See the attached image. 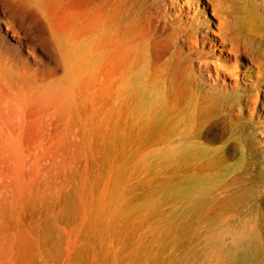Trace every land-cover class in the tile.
I'll return each mask as SVG.
<instances>
[{
	"label": "rangeland",
	"instance_id": "obj_1",
	"mask_svg": "<svg viewBox=\"0 0 264 264\" xmlns=\"http://www.w3.org/2000/svg\"><path fill=\"white\" fill-rule=\"evenodd\" d=\"M210 8L189 5L212 32ZM0 38L9 78L0 75V264H256L246 257L261 248L264 204L235 210L252 186L232 190L241 156L216 154L227 133L189 138L188 113L172 98L120 95L118 44H109L107 58L73 62L68 75L58 70L48 82L50 48L28 50V40L20 45L3 25ZM236 70L240 89L260 75L247 60ZM231 84L206 87L233 96ZM256 88L235 120L252 127L264 162V94ZM201 159L212 166L192 168Z\"/></svg>",
	"mask_w": 264,
	"mask_h": 264
},
{
	"label": "bare ground",
	"instance_id": "obj_2",
	"mask_svg": "<svg viewBox=\"0 0 264 264\" xmlns=\"http://www.w3.org/2000/svg\"><path fill=\"white\" fill-rule=\"evenodd\" d=\"M192 1L180 0L178 8L175 0H0V27L5 26L20 45V39L28 40L24 43L28 50L40 45L53 51L54 66L47 70V81L58 70L68 75L73 62L107 58L109 44H118V93L131 101L141 96L142 103L143 94H154L158 100L172 98L175 108L181 106L188 113L184 121L189 138L218 140L227 133L216 148L218 160L227 161L239 152L232 190L252 187L235 210H253L264 204V162L253 148L252 127L235 116L243 112L240 102L247 105L253 86L256 93L264 94V0H201L202 11L211 7L217 19L212 32L203 28L204 19L198 21L190 14ZM211 55L214 60H209ZM3 57L1 77L6 76ZM242 60L255 65L260 74L244 89L237 86L236 68ZM37 70L36 77L42 80L43 70ZM226 78L232 82L233 96L217 95L206 87L223 85ZM209 100L217 103L215 109ZM210 161L198 160L192 168L208 169ZM256 244L259 252L247 256L246 262L264 264V238Z\"/></svg>",
	"mask_w": 264,
	"mask_h": 264
}]
</instances>
